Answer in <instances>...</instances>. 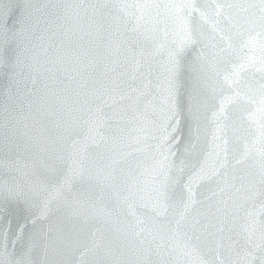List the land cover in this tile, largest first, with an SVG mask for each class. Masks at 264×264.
Listing matches in <instances>:
<instances>
[{"label": "water", "instance_id": "water-1", "mask_svg": "<svg viewBox=\"0 0 264 264\" xmlns=\"http://www.w3.org/2000/svg\"><path fill=\"white\" fill-rule=\"evenodd\" d=\"M260 0H0V264H262Z\"/></svg>", "mask_w": 264, "mask_h": 264}, {"label": "snow or ice", "instance_id": "snow-or-ice-1", "mask_svg": "<svg viewBox=\"0 0 264 264\" xmlns=\"http://www.w3.org/2000/svg\"><path fill=\"white\" fill-rule=\"evenodd\" d=\"M260 3L262 5L261 11L264 12V0H260ZM262 264H264V260H262Z\"/></svg>", "mask_w": 264, "mask_h": 264}]
</instances>
